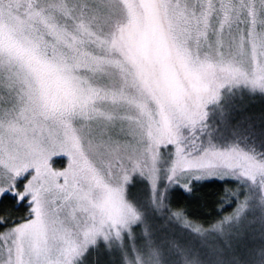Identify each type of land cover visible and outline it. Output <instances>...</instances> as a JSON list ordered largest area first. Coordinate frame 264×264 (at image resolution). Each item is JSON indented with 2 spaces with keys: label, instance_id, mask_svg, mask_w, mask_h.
I'll list each match as a JSON object with an SVG mask.
<instances>
[{
  "label": "snow or ice",
  "instance_id": "6c2138e0",
  "mask_svg": "<svg viewBox=\"0 0 264 264\" xmlns=\"http://www.w3.org/2000/svg\"><path fill=\"white\" fill-rule=\"evenodd\" d=\"M238 91L264 100V0H0V264H264Z\"/></svg>",
  "mask_w": 264,
  "mask_h": 264
},
{
  "label": "trees",
  "instance_id": "16d2710c",
  "mask_svg": "<svg viewBox=\"0 0 264 264\" xmlns=\"http://www.w3.org/2000/svg\"><path fill=\"white\" fill-rule=\"evenodd\" d=\"M241 95H244L245 97L244 100H241ZM236 99L240 103H247L249 109L256 112H258L262 104H264V100H262L258 94L254 96H248L245 93L238 91L236 94ZM213 187L215 186L214 185L206 186L205 190L211 189ZM175 200L180 204H185L188 198L185 197L182 191L178 190L175 195ZM219 211H220V206L215 203L212 197H209V202L207 203V205L197 209L196 215L201 220V222H211L217 218Z\"/></svg>",
  "mask_w": 264,
  "mask_h": 264
},
{
  "label": "rangeland",
  "instance_id": "374dc122",
  "mask_svg": "<svg viewBox=\"0 0 264 264\" xmlns=\"http://www.w3.org/2000/svg\"><path fill=\"white\" fill-rule=\"evenodd\" d=\"M61 163H62V161L59 160V159H57V161H56V166L59 167V166L61 165Z\"/></svg>",
  "mask_w": 264,
  "mask_h": 264
}]
</instances>
